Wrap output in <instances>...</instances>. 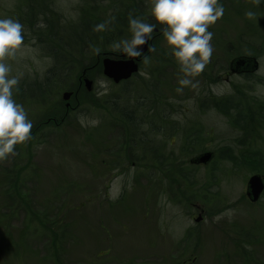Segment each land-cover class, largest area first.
Returning <instances> with one entry per match:
<instances>
[{"label":"rangeland","instance_id":"obj_1","mask_svg":"<svg viewBox=\"0 0 264 264\" xmlns=\"http://www.w3.org/2000/svg\"><path fill=\"white\" fill-rule=\"evenodd\" d=\"M52 1L63 15L60 23H70L61 28L70 44L66 48L61 43L45 45L37 37L44 27L34 26L29 32L24 26L22 47L7 59L11 75L19 76L14 98L31 119L43 112L44 104L61 100L62 92L73 87L81 70L91 65H96L91 70V91L96 94V81L103 78L108 92L96 95L95 111L91 112L90 104L82 105L83 111L65 118L57 132L37 136L30 145L28 141L18 144L17 188L5 176H12L9 161L16 154L0 161V264H167L156 235L158 222L143 224L141 214L150 209L158 212L160 221L172 217L181 229L193 224L186 215L195 211L190 204L197 200H204L209 211L204 222L211 238L207 264H245V260L264 264V193L256 203L245 195L249 176L258 173L264 181V2L220 0L224 14L209 27L214 33L212 57L204 71L192 78L197 86L191 87L178 84L184 74L164 40L163 25L149 14L148 0L126 1L134 4L128 11L132 16L157 23L149 39L154 50L146 54L150 62L142 59L136 74L116 84L102 74L101 61L112 57L108 52L118 51L112 48L113 41L130 38L131 33L124 23H113L115 11L108 0ZM35 4L46 8L43 0ZM133 9L140 13L134 14ZM248 11L255 15L248 17ZM23 13L30 14L26 0H0V18L31 21ZM99 21L108 22L105 30H95ZM239 55L254 56L258 62L247 77L229 70L230 61ZM89 99L85 96L83 102ZM118 112H158L146 118L140 115L158 124V140H153L158 153L148 146L127 152L126 157L144 165L138 172L141 176L119 164L127 148L120 145L121 135H128L133 127L128 125L130 118ZM80 115L98 117L100 123L82 127ZM94 147L99 151L95 155ZM203 150L212 151L211 161L191 165L189 159ZM257 158L261 163L255 170L251 163ZM171 160L173 175L167 176L175 179L178 202L157 188L159 175L153 173L154 187L148 173L152 162Z\"/></svg>","mask_w":264,"mask_h":264},{"label":"clouds","instance_id":"obj_2","mask_svg":"<svg viewBox=\"0 0 264 264\" xmlns=\"http://www.w3.org/2000/svg\"><path fill=\"white\" fill-rule=\"evenodd\" d=\"M257 3L264 0H256ZM149 14L163 25L162 35L170 48L171 54L184 75L178 80L180 86L196 87L193 77L200 75L209 63L213 45L214 33L209 30L224 14V6L220 0H148ZM248 17L255 14L246 13ZM107 21L95 25V30L103 31ZM157 23H149L138 16L129 15L128 27L130 38L113 41L112 48L127 57L142 56V49L152 38ZM42 26V25H41ZM24 25L12 17L0 18V160L16 154V145L23 144L31 138L33 122L23 104L14 98V90L19 84V76L11 75L12 66L8 58L15 57L24 42ZM154 50V46L152 49ZM99 51V49H97ZM145 64L150 57L143 56ZM96 95L103 96L108 92V81L98 78ZM182 88L178 87L177 91ZM82 127L96 126L100 123L98 117L80 115Z\"/></svg>","mask_w":264,"mask_h":264},{"label":"flooded vegetation","instance_id":"obj_3","mask_svg":"<svg viewBox=\"0 0 264 264\" xmlns=\"http://www.w3.org/2000/svg\"><path fill=\"white\" fill-rule=\"evenodd\" d=\"M125 54H120L119 56ZM143 59V56H141L138 59V64L141 63ZM232 61V60H231ZM229 63V70L232 73H239V71H234L232 69V62ZM96 65H91L90 67L84 68L81 70L77 77V82L73 87H70L62 92H69V97L64 100L61 98V100L57 99L56 102H49L47 105L44 104L43 112L41 114H33L31 120L33 122V127L31 129V138L28 140V144H32L34 138L37 136H41L43 138L47 137L48 134H51L53 132H57L63 121H65V118H74L77 115H74L76 111L82 112V105L90 104L91 105V112L95 111V99L96 94H93L92 87L90 90H88L85 87L84 79L88 78L92 81L93 85V75H92V69ZM91 71V72H90ZM98 71V69L96 70ZM91 91V92H90ZM89 96L91 99L86 100L83 102V97ZM75 98V99H74ZM75 100L73 102L72 100ZM156 105L152 107V109ZM130 112V111H129ZM93 115V114H91ZM123 117L128 120V125L130 127L128 135L126 133H123L121 137H124L121 142V147L125 149L126 151L124 153V158L121 163L120 161H117V163L124 166L126 169H132L131 172L132 175H139V171H143L144 165H138L137 162L130 157L127 156V152L133 153L131 149H135V147L143 146V148H146L147 146L151 149L150 152L158 153V147L153 145V140H158V124H156L154 121L155 119H152L150 122H147L145 119L148 116H155L158 115V112H149L140 114L143 118H141L140 115H137L136 113H122ZM74 116V117H72ZM131 121V122H130ZM170 125V124H169ZM173 126V125H172ZM139 127H143V130H140ZM168 128V127H167ZM152 133L150 136L151 138H147V134ZM121 139V138H120ZM130 143V145L128 144ZM127 144V146H126ZM119 144H115L114 148L118 147ZM18 148V145L16 146ZM129 148V149H128ZM205 151V150H203ZM201 151V152H203ZM32 152L30 151L29 154ZM94 155L97 154V148L95 147L93 150ZM158 157L157 155H155ZM19 154L18 150H16V156L14 159H11L9 161V167L12 170V176L8 173H6L5 176H7L9 179L14 180V186L17 188V181L20 177V169L18 167ZM2 163L7 162L6 159L0 160ZM29 161V160H28ZM154 165H153V164ZM150 164L151 171L148 173L151 174L152 180H153V173H156L157 176L160 175L161 183H158V187L155 184L154 180V187H157L159 190L164 191L166 194L169 192L170 198L173 201L178 202V187L175 185V179L165 176V174L160 171L161 166L165 167H173L172 163L169 162H152ZM27 166V165H26ZM148 166V164H147ZM8 168V167H5ZM118 168V167H117ZM159 169V170H158ZM143 174V173H141ZM141 176V175H139ZM138 176V178H139ZM141 179L145 180H151L146 177H142ZM189 181H193L192 179L186 178ZM175 185V186H174ZM11 198L12 196H8ZM22 199V203L26 208H30L28 202H25V199ZM14 201V200H13ZM196 211L188 212L187 215L188 218L193 219V224L187 225L185 227H182L181 229H178L179 226H177V220L174 222L173 219L162 217L161 221L158 220V212H153L150 209H144L143 214H141V218L143 221V224L147 223L148 220L153 221L154 223L158 222V227L156 228V235L158 237V241H161L164 249L161 253L167 254L168 257H164V259L167 260V264H207L208 260L211 259V253H208L210 242V231L206 228V225H204L206 216L209 214L208 208L205 206V201H191L190 204ZM113 214V213H112ZM111 214V215H112ZM152 214V215H151ZM143 215L145 217L143 218ZM174 222V224H173ZM44 224L43 226H45ZM35 227V226H34ZM49 229V226L47 225L43 229V235L47 237V233ZM38 232V231H36ZM45 249V251H48ZM209 256V257H208ZM208 257V258H207ZM250 257V256H249ZM207 258V259H205ZM205 259V260H204ZM248 260H245V264H247ZM212 263V262H210ZM126 264H134V263H126ZM218 264V263H216Z\"/></svg>","mask_w":264,"mask_h":264},{"label":"trees","instance_id":"obj_4","mask_svg":"<svg viewBox=\"0 0 264 264\" xmlns=\"http://www.w3.org/2000/svg\"><path fill=\"white\" fill-rule=\"evenodd\" d=\"M35 1L36 0H26V4L29 7L30 14L29 15H26L24 13L23 14H24L25 19H26V17H28L31 19V21L23 20L22 21V23L24 22L23 25L27 27L29 32H30V30H31V32L34 31V29H35L34 26H40V27H38V29H40L41 27H44L45 32L42 35H37V37H39L38 39L43 41L45 45L61 43L62 47L63 46L65 48L68 47L67 45L70 44V40L67 39L65 36H63V34H61V32L63 31L61 28H63V27L65 28V27L69 26L70 23H62V24L60 23V20L63 19V15H61L57 10H55L52 7V5H53L52 0H50V3L47 2V0H43L44 6H46V8L42 7L41 4H35ZM139 2H141V0H139ZM108 3L110 5V9L115 11V14L113 15V23H115L117 25L118 23L122 22V24L124 23L126 25V28H127L128 27V18L130 15V12H128V11L131 8V6H134V4H129L126 0H108ZM45 4H48V5H45ZM96 5H99V4H96ZM83 7L84 6H79V9L83 10ZM133 12H134V14L140 13L138 10H135V9H133ZM47 15L49 17H47ZM142 18H143V16H142ZM92 19H95V17H92ZM98 23H100V21ZM85 27H86V25L83 26V24H82L81 28L83 30ZM107 33L108 32H106V34ZM108 37L111 38L109 35H108ZM75 38H76V36L73 37L74 40H75ZM83 38H84V36H83ZM79 40H82L81 36L79 37ZM120 54H122V52H120V51L108 52V55H110L112 57H119ZM52 73H54V71L51 72V74ZM243 74L245 75L244 77L248 76L246 73H243ZM60 76H62V73H60ZM47 78H48V76L45 78V81ZM62 78L60 80H62ZM57 82H59V81H57ZM34 87H35V85H34ZM118 113L122 114V112H118ZM243 160L245 161L246 159L243 158ZM172 161L173 160L169 161V163H172V166H173ZM260 161L261 160H258V158H257L255 162L251 163L255 170H257L259 164L261 163ZM160 171H162L165 174V176H167L168 174L173 175V172H171L172 171L171 167L161 168Z\"/></svg>","mask_w":264,"mask_h":264},{"label":"water","instance_id":"obj_5","mask_svg":"<svg viewBox=\"0 0 264 264\" xmlns=\"http://www.w3.org/2000/svg\"><path fill=\"white\" fill-rule=\"evenodd\" d=\"M148 42L145 45L139 46L142 49V54H144L148 49ZM138 57H127L124 58V55L121 58H103L101 61L102 65V73L103 75L110 79L114 83H118L122 80L128 79L133 73L137 72L138 64L135 61ZM257 62L255 59L250 58H239L232 62V69L234 71H240L245 69H256ZM85 87L90 90L92 87V81L88 78L84 79ZM69 92H64L62 94V98L66 100L69 97ZM212 158L211 152H204L193 159H191L192 163L195 164H206ZM264 189V183L259 174L251 175L246 184V196L251 202H255L258 200Z\"/></svg>","mask_w":264,"mask_h":264}]
</instances>
